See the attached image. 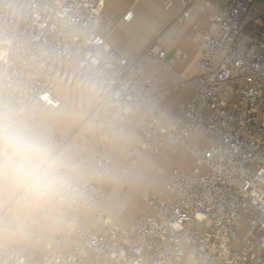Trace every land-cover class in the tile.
Here are the masks:
<instances>
[{"label":"built area","instance_id":"2783aa9c","mask_svg":"<svg viewBox=\"0 0 264 264\" xmlns=\"http://www.w3.org/2000/svg\"><path fill=\"white\" fill-rule=\"evenodd\" d=\"M110 1L0 0V104L30 108L35 116L48 108L61 114L56 85L87 81L99 88L111 126L135 121L139 139L129 147L130 166L170 141L187 145L192 135L205 146L189 148L194 169L174 168L161 191L143 196L155 214L143 211L131 228H78L83 244L66 254L36 262L10 248L2 264H95L104 254L112 264H264V11L257 14L262 23L244 35L248 15L264 0H222L207 26L190 11L193 5L206 10L201 0L167 1V8L178 5L177 22L197 31L202 48V77L181 105L183 127L158 114L135 120L129 113L135 103L148 105L145 92L155 82L142 76L140 61H128L100 34ZM133 16L129 10L124 20ZM142 55L163 64L167 50L152 42ZM109 163H82L85 195L75 211L98 208Z\"/></svg>","mask_w":264,"mask_h":264},{"label":"crops","instance_id":"0c3cea01","mask_svg":"<svg viewBox=\"0 0 264 264\" xmlns=\"http://www.w3.org/2000/svg\"><path fill=\"white\" fill-rule=\"evenodd\" d=\"M167 1L111 0L103 8L104 20L99 32L128 61H140L142 76L155 82L145 92L148 105L135 103L129 109L133 118L151 119L154 113L183 127L187 119L181 105L189 100L202 77L198 66L202 48L197 31L188 24L177 22L178 5L173 3L167 8ZM201 4L206 6L205 11H200L197 5L191 6L190 11L196 22L207 26L210 16L219 13L222 0H201ZM129 10L134 16L131 21H126L124 16ZM257 23L261 24L262 20L258 19ZM152 42L160 43L167 50L163 64L142 57ZM99 95L100 90L93 83L79 81L74 84L62 80L56 85V96L62 100L64 112L60 114L56 109L48 108L36 116L33 114L48 127L58 144L81 164L99 167L105 160H110V163L106 165L107 174L101 186L104 197L97 209L86 213L74 210L70 217L75 218L73 228L68 223L27 244L10 247L32 261L41 262L48 253L66 254L81 246L83 242L75 229L86 227L102 233L114 223L129 229L143 211L155 214L143 196L161 191L174 168L194 169L195 155L189 148L205 146L204 140L192 135L187 145L170 141L160 153L145 152L135 165L130 166L128 150L139 139L135 121L122 118L118 126H111L110 117L102 114ZM103 135H107L106 141L101 140ZM97 210L104 214L99 216ZM10 248L0 247V264L1 256ZM88 259L94 260V255L90 253ZM112 263L107 254L95 262Z\"/></svg>","mask_w":264,"mask_h":264},{"label":"clouds","instance_id":"9594fccd","mask_svg":"<svg viewBox=\"0 0 264 264\" xmlns=\"http://www.w3.org/2000/svg\"><path fill=\"white\" fill-rule=\"evenodd\" d=\"M85 188L81 162L30 108L0 104V247L24 245L64 227Z\"/></svg>","mask_w":264,"mask_h":264},{"label":"rangeland","instance_id":"374dc122","mask_svg":"<svg viewBox=\"0 0 264 264\" xmlns=\"http://www.w3.org/2000/svg\"><path fill=\"white\" fill-rule=\"evenodd\" d=\"M263 11H264V4L258 3L250 12L247 20L245 21V28H244L245 36H247L250 33V29L252 28L253 25H255L256 21L259 19L257 14L262 13ZM245 223H246L245 220H242V224L244 225Z\"/></svg>","mask_w":264,"mask_h":264}]
</instances>
